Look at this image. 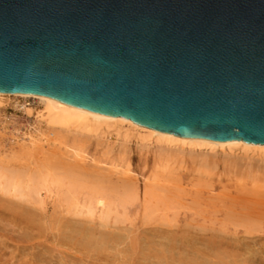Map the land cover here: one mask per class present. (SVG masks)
<instances>
[{"label": "water", "instance_id": "water-1", "mask_svg": "<svg viewBox=\"0 0 264 264\" xmlns=\"http://www.w3.org/2000/svg\"><path fill=\"white\" fill-rule=\"evenodd\" d=\"M0 93L264 145V0H0Z\"/></svg>", "mask_w": 264, "mask_h": 264}, {"label": "bare ground", "instance_id": "bare-ground-1", "mask_svg": "<svg viewBox=\"0 0 264 264\" xmlns=\"http://www.w3.org/2000/svg\"><path fill=\"white\" fill-rule=\"evenodd\" d=\"M5 98H33L38 109L21 106L27 115L35 112L28 132L0 135V264H264V238L254 235L261 227L253 225L264 218L257 211L264 204L227 205L221 218L185 212L177 218L154 199L182 197L181 188L166 193L161 182L177 176L186 161L208 177L233 164L235 151L244 153L242 160L251 153L264 162V145L162 133L45 95L0 93V104ZM133 138L153 154L142 188L127 158ZM90 143L95 152L89 155ZM134 204L142 208L140 225L131 216Z\"/></svg>", "mask_w": 264, "mask_h": 264}, {"label": "rangeland", "instance_id": "rangeland-1", "mask_svg": "<svg viewBox=\"0 0 264 264\" xmlns=\"http://www.w3.org/2000/svg\"><path fill=\"white\" fill-rule=\"evenodd\" d=\"M23 105H27L28 108L32 109L38 107L37 100L33 98H5L2 101V103L0 104L1 136L9 137L26 133L28 132V129H30V127L33 125V122L35 120V112L32 111V114L30 115L25 114L21 107ZM90 144L86 148V151L89 152V155L95 152L94 143ZM233 154L235 155V157H237L233 164H228L225 167L220 165V168L211 173L208 177H203L198 174L196 175V173L194 172V165L192 166L189 161H186L184 167L179 170L177 176L171 179H167V182H161V185H163L164 187V192L168 190L166 193L172 192L173 189H177L176 191L178 192L180 190L179 188H181L180 195H182L183 198H170V193H168V198L162 199L163 197L155 195L156 197L154 199L156 201H160L159 206L161 205V207L163 205L165 206L166 204L170 205L172 211L169 213V216H175L177 218L182 217L184 212L189 215H194L198 218H221L223 217L222 210L226 208L227 205L228 207L230 206V208L233 207V205L234 207L239 208L241 206H248L247 204L250 203L249 205H252V207L255 208L256 203H258V205H256V207L258 208L259 205L264 204V162H262L260 157L255 154H252L251 156V153H248L250 154L248 155L250 157V160L243 158L244 161L241 159L244 156V153L235 151ZM127 158L130 163L132 177H135V179L137 180V184L142 188L144 182L151 175L153 169V154L151 150H140L138 145L136 144L135 139L133 138L129 143V152ZM238 159H240V161ZM236 161H238V163ZM176 185L178 186V188H176ZM195 190L198 191L196 192ZM210 191L211 193H209ZM219 191L221 192V194ZM155 192L156 194L159 193V189H155ZM216 192H218V194ZM210 194H212L211 197L213 196V198L210 197ZM184 196H186L187 198ZM191 197H193L194 199H191ZM159 198H161L162 200H159ZM218 198H224L223 200L228 199V201H223L222 205H218L221 203V200L218 201ZM209 199L215 200L212 201ZM195 200L197 204H195ZM239 200H244V202H241ZM240 202L242 205L237 206V204H240ZM188 203L189 205H187ZM192 203L193 207H191ZM183 204L186 205L183 206ZM197 207L201 208L198 209ZM131 208L137 209V212L131 215L133 221L138 225L142 224L144 222V218H141L143 216L142 208L138 206V204H134ZM191 208H193V210ZM214 208H216L215 210L217 211H214ZM259 209H257V211H260V213L264 212ZM262 210H264V207H262ZM197 213L201 215H197ZM260 215H262V213ZM258 218H260V216ZM260 219L264 221V218L261 217ZM260 219L253 222V225H258L259 227H261V231L254 235H256V237L264 238V222H262ZM259 221L260 224H257ZM246 236L252 237L251 235Z\"/></svg>", "mask_w": 264, "mask_h": 264}]
</instances>
